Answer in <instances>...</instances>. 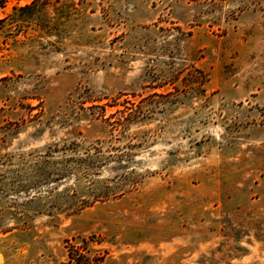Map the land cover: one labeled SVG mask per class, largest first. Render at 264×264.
<instances>
[{"label":"rangeland","instance_id":"1","mask_svg":"<svg viewBox=\"0 0 264 264\" xmlns=\"http://www.w3.org/2000/svg\"><path fill=\"white\" fill-rule=\"evenodd\" d=\"M264 264V0H0V264Z\"/></svg>","mask_w":264,"mask_h":264},{"label":"trees","instance_id":"2","mask_svg":"<svg viewBox=\"0 0 264 264\" xmlns=\"http://www.w3.org/2000/svg\"><path fill=\"white\" fill-rule=\"evenodd\" d=\"M105 257L106 256H103L102 258L91 261L86 258V256H84L83 254H80L78 259L70 257L69 262L63 264H101L104 261Z\"/></svg>","mask_w":264,"mask_h":264}]
</instances>
